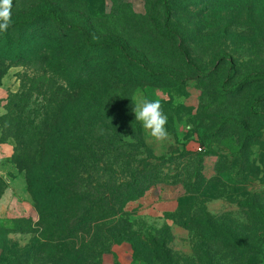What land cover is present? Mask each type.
<instances>
[{"label": "rangeland", "instance_id": "rangeland-1", "mask_svg": "<svg viewBox=\"0 0 264 264\" xmlns=\"http://www.w3.org/2000/svg\"><path fill=\"white\" fill-rule=\"evenodd\" d=\"M170 3L167 24L163 0H13L0 33V264H264V0ZM62 24L127 55L94 51L108 65L82 84L81 105L99 126H120L115 148L98 152L100 184L138 174L142 185L70 239L43 222L15 160L19 142L34 157L32 136L65 99L38 60L60 41L72 52L83 44ZM9 44L41 50L7 61ZM137 97L160 101L169 141L135 120Z\"/></svg>", "mask_w": 264, "mask_h": 264}, {"label": "trees", "instance_id": "trees-1", "mask_svg": "<svg viewBox=\"0 0 264 264\" xmlns=\"http://www.w3.org/2000/svg\"><path fill=\"white\" fill-rule=\"evenodd\" d=\"M163 2L166 10L165 20L168 24L171 20V3L170 0H163ZM49 15L57 19V15L51 10L42 13V16ZM29 23L30 20L20 22L16 26H26ZM62 27L74 33L84 34L86 37L83 44L72 52L63 41L58 44L53 43L54 46H51L49 50L51 55L38 60H42L44 65L51 67L53 81L60 88L65 99L59 105L57 104V113H52V118L47 117L45 124L41 125V128L32 136L34 157L31 159V154L24 153L26 147L22 148V143L19 142L15 160L27 174L29 190L43 222L46 225H52L59 238L66 236V239H70L76 233L74 230L77 226L87 229L90 233L91 228L99 225L98 216L101 211L115 210L117 206L121 207L136 199L137 191L142 185L138 182V174L134 177L132 175L131 180L135 183L131 185H120L114 188L110 180L105 183L106 185L100 184L97 176L102 170L101 155L98 152L101 149L110 151L115 148L116 141L111 137L116 134L120 126L118 124H111L108 128L99 126L96 120L98 118L89 119L90 113L92 114L91 107L86 110L81 105L84 92L82 84L94 82L97 71L108 65L95 57L94 51L97 54L111 50L121 51L126 60L125 51L118 45L107 48L93 43L89 31L79 26L62 24ZM105 49L108 50L105 51ZM40 50L39 47L29 49L27 46H21L15 50V47L9 44L6 48L9 54L4 59L19 62L32 61ZM108 67L111 68L112 64L110 63ZM72 70L77 72L71 74ZM76 82L77 86H71V83ZM68 99H77V101L74 106H70L66 101ZM48 112L51 113L52 110L50 111L49 108ZM131 126H133L132 122ZM13 129L19 131L20 128L15 126ZM14 135L26 137L16 132ZM69 167L74 168L69 170ZM70 173L72 177L78 178L79 185L76 188H73ZM88 176L90 180L87 183ZM132 189L135 192L133 198H130ZM123 198L126 199L123 200ZM2 232L5 231L0 227V233Z\"/></svg>", "mask_w": 264, "mask_h": 264}, {"label": "clouds", "instance_id": "clouds-1", "mask_svg": "<svg viewBox=\"0 0 264 264\" xmlns=\"http://www.w3.org/2000/svg\"><path fill=\"white\" fill-rule=\"evenodd\" d=\"M13 0H0V33L7 32L12 26ZM133 111L135 120L141 122L142 127L156 142L170 140L167 130L168 117L162 109L160 101L137 97Z\"/></svg>", "mask_w": 264, "mask_h": 264}, {"label": "built area", "instance_id": "built-area-1", "mask_svg": "<svg viewBox=\"0 0 264 264\" xmlns=\"http://www.w3.org/2000/svg\"><path fill=\"white\" fill-rule=\"evenodd\" d=\"M199 151H201V149H199Z\"/></svg>", "mask_w": 264, "mask_h": 264}]
</instances>
